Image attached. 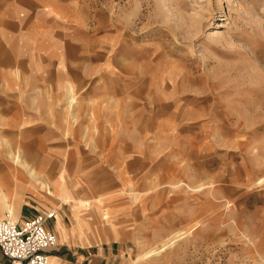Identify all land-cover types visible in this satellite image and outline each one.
<instances>
[{"label": "rangeland", "instance_id": "374dc122", "mask_svg": "<svg viewBox=\"0 0 264 264\" xmlns=\"http://www.w3.org/2000/svg\"><path fill=\"white\" fill-rule=\"evenodd\" d=\"M0 180L78 264H264V0H0Z\"/></svg>", "mask_w": 264, "mask_h": 264}, {"label": "built area", "instance_id": "2783aa9c", "mask_svg": "<svg viewBox=\"0 0 264 264\" xmlns=\"http://www.w3.org/2000/svg\"><path fill=\"white\" fill-rule=\"evenodd\" d=\"M53 217L49 211L20 222L0 219V253L6 264H50L49 253L58 246L56 233L48 228Z\"/></svg>", "mask_w": 264, "mask_h": 264}, {"label": "crops", "instance_id": "0c3cea01", "mask_svg": "<svg viewBox=\"0 0 264 264\" xmlns=\"http://www.w3.org/2000/svg\"><path fill=\"white\" fill-rule=\"evenodd\" d=\"M16 173H18V172L16 171ZM34 173L36 174L35 171H34ZM65 174L68 175V170L64 171L63 167H61L60 172H59V176L54 178V180L51 182L52 187H55L57 185L59 186L58 187L59 188L58 189L59 195L56 197L57 200L62 199V198L63 199L66 198L65 196L67 193L65 194L64 187H66L68 182L64 178V176H66ZM17 175H23V173L19 172ZM27 175L30 176L28 173H27ZM34 176H31V177L34 178ZM40 183H41V185L39 184L40 185L39 188L42 191H39V190L38 191H35V190L28 191V190H26L27 193L33 195L34 197L36 196L38 198L43 196V195L46 196L47 198L53 197V195L49 196L48 194H45V192L47 193V191L49 190L48 185H47L48 183L46 181H40ZM0 185H2L1 193L4 194L6 189H5L4 185L2 184L1 180H0ZM6 203H7V201L5 203H3V205H6ZM76 209H77V206H76ZM76 209L75 210H74V208L71 209V213H73L71 216L73 219V224H70L71 228H70L69 232L65 231L66 224L64 223L62 218H60L58 215H56V225H55L54 229H52L50 227V221L48 223V228L51 230H54V232L56 233L57 238H58L57 248L54 251L49 253L50 264H78L79 261L81 262V258H84L82 255H79V252H77V251L74 252V251L70 250V245H69L70 240L72 242L71 244H73V242H75L76 240H79V243H81L85 240L90 241L89 234H87V232H86V230H87L86 220L87 219L85 218V213H84V211L80 212L78 209L76 211ZM39 211L40 212H45V211L49 212L52 210L40 209L37 212H39ZM29 212H30V214L28 216H25V217H31V216H34L37 214V213L31 212V211H29ZM21 216H22V214L19 213V217L15 221L20 222L23 218H25V217H23L22 219H20ZM73 216H75V217H73ZM0 219H2V218H0ZM74 229H82V232H83L82 236L75 237L74 234H72V231ZM87 243H89V242H87ZM1 260H2V262H5V259L3 258V256L0 253V264H1ZM107 260L109 261L110 258ZM89 264H104V260L102 259L100 262L99 260L96 259L95 262H92V263L90 262Z\"/></svg>", "mask_w": 264, "mask_h": 264}, {"label": "bare ground", "instance_id": "6f19581e", "mask_svg": "<svg viewBox=\"0 0 264 264\" xmlns=\"http://www.w3.org/2000/svg\"><path fill=\"white\" fill-rule=\"evenodd\" d=\"M70 95V94H69ZM73 100L71 99L70 102H72ZM79 161V158L77 156H73V158L67 160L65 163H63L62 167L64 169V171H67L69 168L73 167L74 165H77L79 164L80 162ZM27 173L30 175V176H34L35 173L32 169H29L27 170ZM66 175V174H65ZM59 176V175H58ZM9 211L11 210L10 208V205L8 203H6V206H5ZM8 217H10V215H6ZM82 226V225H81ZM174 242V241H173ZM171 243V242H170ZM166 246V243H163L161 246H159L157 249H152L150 250L149 252L143 254L141 256V258L143 257H149V256H152V255H156L158 254L160 251H162Z\"/></svg>", "mask_w": 264, "mask_h": 264}]
</instances>
